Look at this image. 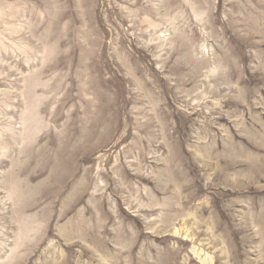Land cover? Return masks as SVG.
Returning <instances> with one entry per match:
<instances>
[{"label": "rangeland", "instance_id": "374dc122", "mask_svg": "<svg viewBox=\"0 0 264 264\" xmlns=\"http://www.w3.org/2000/svg\"><path fill=\"white\" fill-rule=\"evenodd\" d=\"M0 264H264V0H0Z\"/></svg>", "mask_w": 264, "mask_h": 264}]
</instances>
